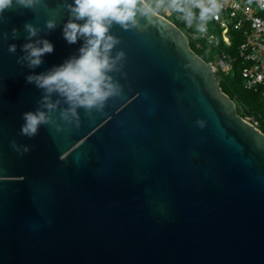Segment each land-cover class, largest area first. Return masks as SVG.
<instances>
[{
  "label": "water",
  "instance_id": "water-1",
  "mask_svg": "<svg viewBox=\"0 0 264 264\" xmlns=\"http://www.w3.org/2000/svg\"><path fill=\"white\" fill-rule=\"evenodd\" d=\"M65 3L74 0L14 6L0 23V264H264V134L238 115L183 31L153 10L137 28L110 29L120 40L112 56L126 54L111 73L122 97L92 119L79 109V128L59 119L61 100L52 115L62 131L19 134L43 95L26 77L84 43L63 38ZM29 22L41 29L32 40ZM40 39L54 46L42 64L17 63ZM12 140L30 151L17 153Z\"/></svg>",
  "mask_w": 264,
  "mask_h": 264
},
{
  "label": "clouds",
  "instance_id": "clouds-1",
  "mask_svg": "<svg viewBox=\"0 0 264 264\" xmlns=\"http://www.w3.org/2000/svg\"><path fill=\"white\" fill-rule=\"evenodd\" d=\"M43 0H0V23L4 21L6 10L14 6L22 9L35 10ZM157 3H167L169 9L179 13L189 27L203 34L207 31L208 22L219 12L217 0H157ZM63 7L69 13V19L63 26V38L69 44H75L83 39L79 48V55L72 56L61 65L53 67L45 73L32 74L26 77V82L34 84L43 90L38 101L41 106L36 111L22 114L24 123L20 128V135L33 138L39 133L41 126L48 125L57 132L63 129L56 124L53 113L57 111L61 100L67 105L59 111V119L67 125L75 121L80 126L79 109H84L90 119L93 110L103 113L110 98L122 97V89L113 79L111 73L121 72L126 54L119 51L112 56L113 48L120 40L110 34L114 24L128 30L139 26L138 16L151 18L152 6L149 0H74L65 3ZM83 21V23H78ZM57 21L50 18L45 21L48 30L55 29ZM28 33L27 39L32 40L41 31L32 23H25ZM18 29H12V38H18ZM3 39L8 33H3ZM24 56L17 59V63L35 69L42 64V57L54 50L53 44L47 39L25 43L22 46ZM8 52L15 54L16 45L8 46ZM59 97L53 101V95ZM201 123L202 122H198ZM12 148L23 155L30 151L29 146H19L15 140L11 141Z\"/></svg>",
  "mask_w": 264,
  "mask_h": 264
},
{
  "label": "built area",
  "instance_id": "built-area-1",
  "mask_svg": "<svg viewBox=\"0 0 264 264\" xmlns=\"http://www.w3.org/2000/svg\"><path fill=\"white\" fill-rule=\"evenodd\" d=\"M152 3L156 9L164 8L163 4L157 3V0ZM217 3L220 5V9L212 21L220 30L221 40L208 28L205 33L201 34L196 31L194 26L189 27L187 24V34L183 33L188 41L191 39L198 43L203 39L208 47L217 48L222 43L230 45L231 31L241 32L242 43L237 49V58L244 64L241 73L245 88L255 90L261 87L264 100V0H217ZM154 12L158 14L156 11ZM172 14L175 13L169 8H165L163 14L158 15L170 21ZM177 18L183 20L180 14H177ZM233 61V57L223 55L207 64L215 74H219L229 72Z\"/></svg>",
  "mask_w": 264,
  "mask_h": 264
},
{
  "label": "trees",
  "instance_id": "trees-1",
  "mask_svg": "<svg viewBox=\"0 0 264 264\" xmlns=\"http://www.w3.org/2000/svg\"><path fill=\"white\" fill-rule=\"evenodd\" d=\"M152 1L156 0H149V2ZM163 6L164 8H169L167 3H163ZM152 9L156 11L153 7ZM157 13L162 15L163 11L162 13ZM174 13L175 14L171 15L170 21L180 30H186V23L184 20L177 18V14L179 13ZM230 41L231 43L229 46L222 43L219 47L212 48L208 47L203 39L199 40L198 43L194 41V43H192L189 39V46L191 50L206 63H210L214 58L223 55L234 58L231 70L227 73L223 72L216 74V78L219 81L222 92L236 104L238 115L254 124V126L264 134V100L261 94V87L255 90H248L245 88V82L241 73L244 64L237 58V49L242 43L241 32L231 31ZM197 44H199V46H197Z\"/></svg>",
  "mask_w": 264,
  "mask_h": 264
},
{
  "label": "rangeland",
  "instance_id": "rangeland-1",
  "mask_svg": "<svg viewBox=\"0 0 264 264\" xmlns=\"http://www.w3.org/2000/svg\"><path fill=\"white\" fill-rule=\"evenodd\" d=\"M149 3H150L151 6H152L157 12H159V13H162V11L165 10V8H163V9H156V8L154 7V4H153L152 2H149ZM207 28H208V30H209L211 33H213L216 37H218V38L221 40V37H220V30L218 29L217 25H216L214 22H212V21L210 20V22L207 24ZM181 31H183L185 34H187V31L184 30V29L181 30ZM190 42L194 43L191 39H190ZM214 60H216V58H214L213 61H214Z\"/></svg>",
  "mask_w": 264,
  "mask_h": 264
}]
</instances>
